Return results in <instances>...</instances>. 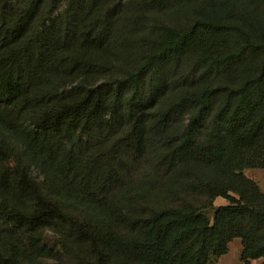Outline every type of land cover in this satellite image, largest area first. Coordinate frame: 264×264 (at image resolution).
<instances>
[{"label": "trees", "instance_id": "obj_1", "mask_svg": "<svg viewBox=\"0 0 264 264\" xmlns=\"http://www.w3.org/2000/svg\"><path fill=\"white\" fill-rule=\"evenodd\" d=\"M121 2L0 0V264H264V0Z\"/></svg>", "mask_w": 264, "mask_h": 264}, {"label": "rangeland", "instance_id": "obj_2", "mask_svg": "<svg viewBox=\"0 0 264 264\" xmlns=\"http://www.w3.org/2000/svg\"><path fill=\"white\" fill-rule=\"evenodd\" d=\"M127 2L128 0H122L121 6H126ZM64 8L65 7H62L61 10L63 11ZM260 9L264 11L263 7ZM157 18L169 21H181L183 20V13H179L177 16V14L171 12L170 8H162L154 9L152 12L148 13L147 17L140 23L132 22L130 24L129 20L126 22V18L120 19L119 24H117V43L115 45L113 59L119 63H128L131 65L141 57L147 39L153 34L152 25ZM123 21L126 23H123ZM247 172L250 174L253 172H264V168L247 169ZM260 182V187L264 190V177L261 178ZM226 203L227 201L224 198H218L215 202L216 205H223Z\"/></svg>", "mask_w": 264, "mask_h": 264}, {"label": "crops", "instance_id": "obj_3", "mask_svg": "<svg viewBox=\"0 0 264 264\" xmlns=\"http://www.w3.org/2000/svg\"><path fill=\"white\" fill-rule=\"evenodd\" d=\"M249 170V169H248ZM247 175L257 181L259 185H261V178L264 177V172H253L248 173L246 170ZM264 192V190H262ZM232 244V245H231ZM243 250L242 240L240 238H235L229 246V251L226 255H223L220 260L215 264H242L241 261V254ZM254 264H262V260L253 261Z\"/></svg>", "mask_w": 264, "mask_h": 264}]
</instances>
